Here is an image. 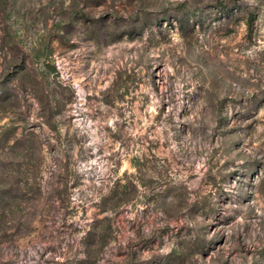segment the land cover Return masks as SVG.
<instances>
[{
    "label": "rangeland",
    "instance_id": "rangeland-1",
    "mask_svg": "<svg viewBox=\"0 0 264 264\" xmlns=\"http://www.w3.org/2000/svg\"><path fill=\"white\" fill-rule=\"evenodd\" d=\"M7 193L0 264H264V0H0Z\"/></svg>",
    "mask_w": 264,
    "mask_h": 264
},
{
    "label": "trees",
    "instance_id": "trees-1",
    "mask_svg": "<svg viewBox=\"0 0 264 264\" xmlns=\"http://www.w3.org/2000/svg\"><path fill=\"white\" fill-rule=\"evenodd\" d=\"M222 3H220V5H221ZM223 7H224V5H222ZM182 10V12H183V15L185 16V15H187V18L189 19V16H192V17H196V12H193V10H191L190 12H188V11H185L186 9L185 8H182L181 9ZM197 19H199V24H202L203 22H201V18H200V16H198V17H196ZM185 22H187V21H185ZM184 24L182 23V21H180L179 20V27L181 28L182 26H183ZM7 195H9V193H7V194H2V197H1V201H0V203H6L5 201H6V198L8 197Z\"/></svg>",
    "mask_w": 264,
    "mask_h": 264
}]
</instances>
